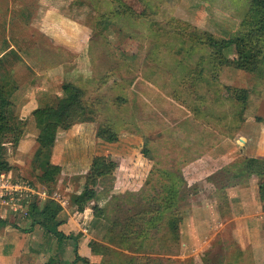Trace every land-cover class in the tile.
<instances>
[{"label":"rangeland","instance_id":"rangeland-1","mask_svg":"<svg viewBox=\"0 0 264 264\" xmlns=\"http://www.w3.org/2000/svg\"><path fill=\"white\" fill-rule=\"evenodd\" d=\"M65 1L67 13L91 29L90 51H84L78 63L86 112L67 129H57L58 157L52 147L48 159L62 161L61 170L55 182L42 186L63 200L59 214L63 222L79 218V227L74 228L75 220L67 227L73 230L78 249L86 245L98 251V258H93L98 264H253L249 248L237 252L248 245L247 239L237 243L231 234V219L242 211L241 202L228 199L229 210L223 208L228 188L247 177L232 178L229 167L234 161L223 164L220 150L213 156L205 153L223 137L234 135L251 114L249 106L260 104L264 109L262 2ZM39 3L0 0V53L9 49L3 61L23 51L50 62L48 50L56 49L34 26L33 9ZM215 39L233 44L222 49V55L213 49ZM239 43L245 45L243 58L250 56L254 71L237 67ZM58 54L71 59L62 51ZM7 68L0 62V79L16 86L30 78L40 80L35 72ZM243 88L248 90L244 103L234 96V89ZM15 113L13 103L9 121L17 131L22 123ZM22 122L25 128L27 120ZM98 129L113 137L97 136ZM16 146L6 142L0 155L8 160ZM96 153L109 155L116 168L89 182L95 198L78 215L73 201ZM32 155L24 166L9 163L15 169L10 174L39 183L41 169ZM94 204L102 209L98 217H93ZM175 212L183 215L178 237L167 225ZM260 228L264 232V218ZM46 237L42 236L41 251L48 257L52 236ZM65 243L71 253L63 258L70 254L72 260L73 242Z\"/></svg>","mask_w":264,"mask_h":264},{"label":"crops","instance_id":"crops-1","mask_svg":"<svg viewBox=\"0 0 264 264\" xmlns=\"http://www.w3.org/2000/svg\"><path fill=\"white\" fill-rule=\"evenodd\" d=\"M38 2L40 3L33 9L37 15L34 26H36L38 34L56 49L48 50L50 62H46L36 53L23 51H17L12 57L7 58L6 62V60L3 61V56L9 49L0 53V62H3L11 70L16 71L23 68L25 72H35L36 76L41 77H39L40 80L36 79V82L31 78L28 81H21L17 86L15 82L9 81L13 85L10 89V100L12 105L13 103L16 105L15 115L21 120H27L24 133L7 160L16 168L24 166V161L30 159L32 155L30 151L39 133L31 113L32 110L52 97H61L64 82H71L79 86V56L84 51H90L91 47L89 44L91 29L67 13L65 0H38ZM33 3H36V0H33ZM4 31L7 32V28ZM6 38L9 39V36L7 35ZM31 43L34 44L33 41ZM4 44H6L5 41ZM59 51L70 55L71 59L58 54ZM260 106L262 105L257 104L254 108L249 106L247 109L251 114L245 117L242 126L237 129L234 135L223 137L215 147H210L205 155L213 156L217 150H220L217 155L219 159H224L223 164H229L240 156L264 159V109L263 106L262 108ZM57 141L55 139L53 151ZM54 153L58 157L56 150L52 154ZM97 154L100 153L95 155ZM61 162L53 163L62 166ZM13 170L15 169L11 168L9 172L5 173L10 174ZM246 177L245 180L231 185L226 193L230 202L237 198L242 204V211L231 219L234 222L231 234L237 243L242 239L248 241L246 247L238 248V253L242 254L243 250L249 248L247 253L251 256L253 264H264V232L260 228L264 218V199L258 192V177L254 174ZM55 200L63 208V200L58 198ZM76 212L79 215V211L76 210ZM20 216L18 213L6 211L3 217H0V264H43L50 255L58 257L59 261L55 264H68L71 261L68 259L70 254L67 258H63L64 254H68L70 251L69 244L63 243L61 249H58L56 239L52 235L46 234L36 223L31 226L29 220L22 219ZM74 220V217H69L67 221L58 225L57 229L64 234L73 232V230L67 231V227L70 221ZM75 221L77 224L74 228H77L79 227V218ZM43 235H46V238L52 236V246L51 244L48 246L52 248L47 251L48 257L41 251ZM77 247H79V242ZM36 249L38 253L34 254L37 252ZM78 253L88 260L90 259V262L98 263L94 261L99 254L92 253L88 246L85 245L83 249H78ZM95 256L97 258L93 260Z\"/></svg>","mask_w":264,"mask_h":264},{"label":"trees","instance_id":"trees-1","mask_svg":"<svg viewBox=\"0 0 264 264\" xmlns=\"http://www.w3.org/2000/svg\"><path fill=\"white\" fill-rule=\"evenodd\" d=\"M260 1L263 4L264 10V0ZM205 35L206 37L211 36L208 32H206ZM212 43L214 51L218 50L222 54V49L233 44V41H219V39H215ZM237 46L238 47L235 51L236 54L234 57L237 67L246 71H254V69L251 68L252 64L248 62L250 61V56L248 58H243L244 53L246 52L245 45L239 43ZM12 86L13 85H11L8 80L0 79V152L2 150L4 151V144L6 142L17 144L24 131V123L21 119L17 118L15 114H13V117L15 116L17 122L22 123V129L16 131L9 121L12 107V102L10 100V89ZM234 90L235 98H237L240 102H246L248 90L246 88H243L242 90ZM62 91L61 97H52L43 105H39L31 112L35 119L36 127L39 129L35 142L37 146L33 152L32 158L35 163L40 166L41 173L37 177L39 180L37 182L41 184H52L55 182V176L61 170L59 165L52 163L48 159L49 152L55 142L57 129H67L73 119L84 116L86 112L84 90L81 87L71 82H64L62 84ZM7 134H14L16 137L6 138ZM96 134L103 139L113 137V135L101 129H98ZM11 168L13 167L9 164L7 159L0 155V173L9 172ZM115 168L116 164L112 161L109 155L97 154L92 157L88 172L85 176L86 181L84 186L73 201L78 211L82 212L85 204L95 198L94 188L89 187V182H94L96 178L112 173ZM229 168L232 172V178L237 177L238 174L245 176L252 174L256 175L258 177V192L260 197L264 199L263 158L240 156L234 160L233 164H231ZM223 204V208H226L228 211L229 203L227 195L224 196ZM28 207V216L22 217V219L29 220L31 226L35 223L38 224L46 234L52 235L56 239L58 249H61L62 244L68 240L73 242L74 256L68 264H77L78 262L83 264H98L90 262L86 257L78 253L77 240L72 232L64 234L57 229V226L64 221V219L59 218V214L62 212L63 208L58 201L49 197L45 198L43 201H33ZM92 211L93 217H98L102 213V209L96 204L92 206ZM220 211H222V208ZM182 217L181 214L175 212L167 220L169 230L173 231L177 237L179 236L178 227ZM90 250L92 253H98V251H94L92 247ZM57 258L58 257L56 255H50L43 264H55L59 261Z\"/></svg>","mask_w":264,"mask_h":264},{"label":"built area","instance_id":"built-area-1","mask_svg":"<svg viewBox=\"0 0 264 264\" xmlns=\"http://www.w3.org/2000/svg\"><path fill=\"white\" fill-rule=\"evenodd\" d=\"M40 184L9 173H0V217H3L6 211L26 217L31 196L57 199L55 192L48 193L43 184Z\"/></svg>","mask_w":264,"mask_h":264}]
</instances>
